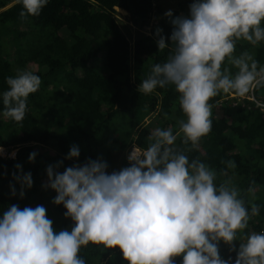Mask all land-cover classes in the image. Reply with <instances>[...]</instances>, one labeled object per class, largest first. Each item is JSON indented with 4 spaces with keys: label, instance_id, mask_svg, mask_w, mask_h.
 I'll return each mask as SVG.
<instances>
[{
    "label": "clouds",
    "instance_id": "obj_1",
    "mask_svg": "<svg viewBox=\"0 0 264 264\" xmlns=\"http://www.w3.org/2000/svg\"><path fill=\"white\" fill-rule=\"evenodd\" d=\"M18 1L22 17L40 15L49 2L13 0L8 7ZM164 16L172 25L168 42L160 27L154 36L158 51L169 48V55L151 65L137 91L151 94L173 85L185 117L178 131L158 128L153 115L147 116L136 131L146 129L147 147L131 143L120 150L117 160L125 167L118 165L110 173L102 158H88L63 172L57 171L63 161L48 165L42 187L56 192L52 203L63 205L73 226L54 229L43 205H8L0 212V264H86L79 253L89 244L118 247L128 264H175V257H182L181 264H264V223L255 219L258 229L246 231L260 215V205L249 206L232 177L217 183L216 169L198 158L190 160L176 145L180 137L189 150L195 149L211 132L213 97L224 93L222 100L234 98L237 103L264 87V65L254 53L236 54L238 41L253 47L264 43V0H191L188 15L173 16L169 9ZM5 82L0 115L22 122L28 97L39 90L41 77L21 69ZM36 155L30 153L29 161ZM15 156V149L8 151L7 158ZM79 156V146L72 145L65 159ZM226 164L236 168L232 160ZM14 168L12 179L23 199L33 186L32 173L23 172L19 163ZM15 184H9L12 196L17 195ZM220 242L236 251L234 260L221 257Z\"/></svg>",
    "mask_w": 264,
    "mask_h": 264
},
{
    "label": "trees",
    "instance_id": "obj_2",
    "mask_svg": "<svg viewBox=\"0 0 264 264\" xmlns=\"http://www.w3.org/2000/svg\"><path fill=\"white\" fill-rule=\"evenodd\" d=\"M12 1L0 0V92L8 87L5 77L15 76L21 69L35 71L42 83L28 97L22 122L0 115V145L8 151L16 150L15 159L0 158V212L10 204L21 209L43 205L54 229L70 230L74 222L64 216L66 209L52 203L56 192L42 187L47 183L48 165L63 161L57 169L63 172L88 158H102L110 173L111 166L125 167L122 160H117L120 150L131 143L147 147L146 129L136 133L147 116L153 115L158 128L172 127L174 133L179 129L178 122L185 119L173 85L151 94L137 91L151 65L163 62L170 52L169 48L158 51L155 29L162 28L168 42L172 25L153 0H49L40 15L23 17V5L18 1L8 7ZM190 3L177 0V8L171 9L173 16L185 9L189 13ZM115 8L124 10L128 21L118 19ZM119 23L135 28L132 41ZM245 50L253 52L264 65V43L253 47L238 41L236 54ZM251 92L255 98H264V87ZM224 95L211 99L212 111L218 110V117L212 113V130L198 146L189 150L190 145L183 144L180 137L176 145L190 160L198 158L216 169L217 183L232 177L249 206L260 205V215L246 230L255 231L259 226L254 224L255 219L264 223V113L247 98L248 94L237 103L234 98L222 100ZM72 145L79 146L80 156L65 159ZM32 152L37 155L30 162ZM228 160L235 162V169L227 168ZM17 163L23 172L32 173L33 186L25 190L23 199L19 197V184L12 179ZM10 183L15 184L16 196L10 194ZM219 249L222 258L235 259L236 251H229L228 245L220 242ZM79 255L86 264H128L118 247L89 244ZM174 259L175 264H181L182 257Z\"/></svg>",
    "mask_w": 264,
    "mask_h": 264
},
{
    "label": "rangeland",
    "instance_id": "obj_3",
    "mask_svg": "<svg viewBox=\"0 0 264 264\" xmlns=\"http://www.w3.org/2000/svg\"><path fill=\"white\" fill-rule=\"evenodd\" d=\"M153 3L156 5V6H160L161 9H162V13L161 15L164 16V13L166 11H168L169 9H172V8H177V0H153ZM117 12L119 13L118 15L121 17L120 19L123 21V22H126L128 21V18L126 17V13L123 12L122 9H117ZM180 14H184V15H188V11H182ZM123 33L127 36V38L132 41L134 39V37L136 36V33H135V28L133 26H131L130 24H123V23H119ZM102 57V54L99 55V58ZM216 109H214L212 111V113L215 111ZM216 129V128H215ZM5 153V151H4ZM1 155H4V154H1ZM119 165V164H118ZM111 166V168L113 170H117L119 168V166ZM111 169V170H112ZM112 170V171H113ZM239 241H236L234 242V245L239 247Z\"/></svg>",
    "mask_w": 264,
    "mask_h": 264
},
{
    "label": "built area",
    "instance_id": "obj_4",
    "mask_svg": "<svg viewBox=\"0 0 264 264\" xmlns=\"http://www.w3.org/2000/svg\"><path fill=\"white\" fill-rule=\"evenodd\" d=\"M117 9H118V8H115L116 12H117ZM123 12H125V11L123 10ZM125 13H126V12H125ZM118 14H119V13L117 12L116 17H117L118 19H120L121 17H120ZM126 14H127V13H126ZM120 20H121V19H120ZM121 21H122V20H121ZM152 21H153V18H152ZM152 21H151V22H152ZM151 22H149V23H150V26H151V24H152ZM243 98H244V97H240L241 100H243ZM247 98H248L250 101L256 103V105H257V107H259L260 111H261L262 113H264V98H255V97L253 96L252 92H250V93L248 94Z\"/></svg>",
    "mask_w": 264,
    "mask_h": 264
},
{
    "label": "bare ground",
    "instance_id": "obj_5",
    "mask_svg": "<svg viewBox=\"0 0 264 264\" xmlns=\"http://www.w3.org/2000/svg\"><path fill=\"white\" fill-rule=\"evenodd\" d=\"M3 148H4V147H3ZM4 151H5L4 155H1V154H0V158H1V159H5V158H7V156H8V149H7V148H4Z\"/></svg>",
    "mask_w": 264,
    "mask_h": 264
}]
</instances>
